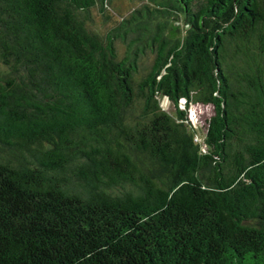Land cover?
<instances>
[{"label": "trees", "instance_id": "1", "mask_svg": "<svg viewBox=\"0 0 264 264\" xmlns=\"http://www.w3.org/2000/svg\"><path fill=\"white\" fill-rule=\"evenodd\" d=\"M96 2L0 0V264H264V0L136 9L141 74Z\"/></svg>", "mask_w": 264, "mask_h": 264}, {"label": "rangeland", "instance_id": "2", "mask_svg": "<svg viewBox=\"0 0 264 264\" xmlns=\"http://www.w3.org/2000/svg\"><path fill=\"white\" fill-rule=\"evenodd\" d=\"M157 2L158 0H97L88 12V24L91 28L103 36L110 33L115 35L114 45L119 57L129 55L134 50L137 51L135 55L139 65L138 74L145 71L151 63L154 54L152 48L154 46L152 47L148 42L154 29L152 22L159 19V16L154 18L143 17L136 12V9H140L141 13L145 14L144 5L150 9H153V7L159 8ZM131 13H135L139 21L125 20L130 19ZM135 23H140V27L133 30ZM141 24L146 28H143ZM182 28L183 19L178 17L169 21L166 32L170 36H180L183 31ZM159 102L162 108L173 112V106L165 96H159ZM183 105L182 102L181 106ZM211 113L212 107L210 104L193 102L187 107V114L192 123L201 127ZM202 128L200 132H202Z\"/></svg>", "mask_w": 264, "mask_h": 264}]
</instances>
